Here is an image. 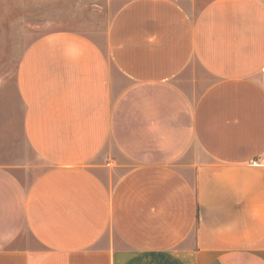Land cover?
<instances>
[{
    "label": "crops",
    "instance_id": "0c3cea01",
    "mask_svg": "<svg viewBox=\"0 0 264 264\" xmlns=\"http://www.w3.org/2000/svg\"><path fill=\"white\" fill-rule=\"evenodd\" d=\"M51 1L15 17L0 264H264V0Z\"/></svg>",
    "mask_w": 264,
    "mask_h": 264
},
{
    "label": "rangeland",
    "instance_id": "374dc122",
    "mask_svg": "<svg viewBox=\"0 0 264 264\" xmlns=\"http://www.w3.org/2000/svg\"><path fill=\"white\" fill-rule=\"evenodd\" d=\"M12 19L3 20L0 4V162L21 163L33 158L21 129L20 101L14 81L19 56V19L27 26L28 42L51 28V20L61 14V5L51 0H27L11 4Z\"/></svg>",
    "mask_w": 264,
    "mask_h": 264
}]
</instances>
